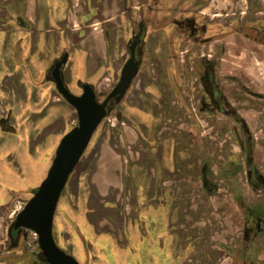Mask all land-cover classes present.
Here are the masks:
<instances>
[{"label": "flooded vegetation", "instance_id": "1", "mask_svg": "<svg viewBox=\"0 0 264 264\" xmlns=\"http://www.w3.org/2000/svg\"><path fill=\"white\" fill-rule=\"evenodd\" d=\"M73 1L77 2L71 7H79L75 11L81 12L77 15L84 19L73 23L78 30L96 15L114 16L102 19L100 23L118 17L121 26L124 25L123 30L114 31L115 27L108 26L91 33L95 42L99 44L102 39L106 48L114 47L116 42L124 46L117 80L102 98L91 81L78 78L74 84H69L66 79L65 69L71 55L63 45L60 23L70 10L69 0H0V145L5 138L12 136L10 134L22 133L25 128L24 136L30 146L26 118L20 120L22 116L16 112L32 110L31 90L43 88L47 84L51 85L57 96L54 106L72 110L75 114L73 126L69 130L77 125L75 108L61 95L53 79L52 72L57 63L64 87L71 94L80 96L83 93L82 86L88 84L98 103H102L116 87L129 59H133L137 67L120 100L117 101L118 95H115L107 101L106 114L69 174L57 205L64 197L72 174L83 161L96 130L114 113L120 126L117 139L121 150L103 153L122 161V197L119 201L100 205L109 212L103 215L97 210L99 205L95 206L89 199L92 189L89 176L98 163L100 151L94 156L91 166L83 169V176H80L76 188L70 191L68 201H64L66 205H69L67 202L71 204L67 215L70 226H66L64 232L56 229V205L52 235L57 247L70 256L78 248L81 264H213L217 255H211L213 250H207V247H211L214 240L217 252L221 250L230 259L229 264H264V202L260 198L249 201L240 191H231V201L241 218V238L236 240L230 237L232 242L224 241L215 230L218 227L222 232V221L215 217L195 216L200 207L197 204L205 203L206 197L210 200L219 191V183H214V178L233 183L237 175L243 173L245 185L253 194L259 196L261 192L264 193V168L259 167L255 154L258 137L252 133L246 119V114L252 110L244 105L248 97L264 101V91L250 86L239 72L225 75L224 81L220 70L222 58L216 54L217 51L220 54L221 50H225L228 38L232 39L233 48L238 52L240 48L254 45L264 49V0H243L245 8L236 7L239 0H232L236 5L230 13L224 14L222 10L214 11L218 0ZM159 17L167 21L166 24L152 28L158 22L155 18ZM92 25L94 23L87 26ZM150 30L156 33L151 35ZM85 38L86 35H82L81 41ZM58 41L61 48L64 46L62 51L51 59L41 76H32L29 61L36 60L37 45L52 47ZM187 43L200 48L215 43L218 49L214 54L201 52L199 55H194L195 51L190 49L177 50ZM162 48H165L163 56ZM148 54L151 55L152 63L146 67L152 74H145L154 80L151 82L154 91L146 89L143 100H152L149 104L151 108L139 109L138 105L137 109H131L127 105L128 95L142 74ZM64 56L66 59L62 62ZM76 71L82 73L78 63ZM10 79L20 82L22 91H16ZM227 84L232 85L231 89H227ZM145 86L146 82L140 80L141 94H144ZM168 90L172 92L171 101L165 100ZM155 97L157 100L153 101ZM63 103H67L70 108ZM119 105L127 108L128 112L138 113L142 118L141 123L134 124L119 110L114 112ZM155 107H159L158 118L164 120L165 125L170 123V117L176 118L177 115L178 123H175L172 133L163 131V126H160L155 137V128L151 125L158 119L152 114ZM224 127L231 129L226 130ZM205 128L210 133L214 131L217 136H203L202 130ZM196 130L200 132V137L191 135L190 132ZM144 133H147L146 137ZM176 134L184 136L175 137ZM63 135L54 147V155ZM29 152L31 157L35 154L31 146ZM182 153L184 157H180ZM11 157L8 156V161ZM53 158L39 182L32 187L23 181L21 172H16L8 165L6 167L0 161V264H48L39 248L37 234L26 227H15L14 222L46 177ZM176 176L179 183L174 182ZM192 176L197 177L201 193H191ZM95 219H102L100 225ZM121 220L123 222L119 226ZM202 222L205 225L199 227L197 224ZM205 227L209 230L208 234L203 233ZM205 236H208L209 241L203 245ZM3 250L5 254L19 252L21 262L3 257Z\"/></svg>", "mask_w": 264, "mask_h": 264}, {"label": "rangeland", "instance_id": "2", "mask_svg": "<svg viewBox=\"0 0 264 264\" xmlns=\"http://www.w3.org/2000/svg\"><path fill=\"white\" fill-rule=\"evenodd\" d=\"M77 1L69 0L68 7L70 10L68 11V14L65 18L61 21L60 29L62 33V38H64V46L67 47L71 55V59L66 66L65 74L66 79L69 82V84H74V82L80 78L82 80L91 81L95 84L97 91L99 93V97L102 98V96L110 89V87L115 83L118 76V69L122 62V57H120V54L124 51V46L115 43L114 47H107L105 46L104 42L101 39V43L97 44L95 42L92 32H97L102 27H108L113 26L115 27L114 31L117 30H123V26H121L120 18H112V20L107 22H101L102 19H107L110 17H114L112 15H106V16H100L96 15L91 17L88 21L85 22V26L81 28V30H78L77 26H73V23L77 21H82L83 17L81 15H77L81 12L75 11V9H79V7L75 6L71 7L74 3ZM218 5L216 10L214 11H223V14L225 12L230 13L232 8L236 5L232 0H218ZM239 8H245V4H243V0H239V4L236 5V7ZM212 11V12H214ZM211 13V12H209ZM90 17V16H88ZM224 18V16H223ZM117 19V20H116ZM156 21H158L155 26L153 25L152 28H159V25H165L167 21L162 20V17L155 18ZM84 20V19H83ZM119 20V21H118ZM91 23H94L91 27L87 26ZM128 23V21H127ZM158 25V26H157ZM79 27H82L79 25ZM95 28V29H94ZM163 31V30H160ZM156 31H151L150 34H155ZM82 35L87 38L85 40L81 41ZM90 35V36H89ZM96 35V34H94ZM164 35V33H162ZM81 36V37H80ZM122 40V39H121ZM151 40L153 41L154 38L151 37ZM225 42V41H224ZM121 43V42H120ZM215 43H211L207 46H192L191 43H187L185 46L179 47L177 50H185L190 49L193 52L194 55H199L201 52L214 54L216 53ZM63 46V48H64ZM41 47V48H40ZM232 45V39L228 38L227 42L225 44V50L219 52L217 55L221 57L220 60V70L223 74V80L225 78V75L239 72L240 74H243L244 78L249 81V85L252 86L254 89L262 90L264 91V49L260 46L254 45L253 47H247V48H240V52L235 51ZM60 45V41L52 47L50 46H38V55H36V60L29 61V67L30 72H32V76H35V78L40 74L42 75V72L44 71L45 67L50 63L51 59L58 55L62 49ZM165 48H162L161 55L163 56V51ZM151 50V48H149ZM152 63L151 55H147L144 60V65L141 70V75L138 77V80L136 81V86L132 89V92L128 95L127 105L131 109H137L138 105L140 106L139 109L145 108L149 109L151 108L149 104L152 103V100H148V102L144 101L143 99L146 97L145 91L146 89L150 91H154L153 85L151 82H153V79H149L148 76H146L145 73L152 74L149 69L146 67V65H149V63ZM77 63L81 65L82 73H78L76 71ZM154 66H151V68H154ZM156 77V75L154 76ZM157 78V77H156ZM15 80V79H14ZM11 79L10 82H13L12 84L15 85V90L20 92L23 89V86L20 82H15ZM140 80L143 82H146V86L144 88V94H141V90L139 88ZM36 81H39L38 79ZM225 81V80H224ZM228 81V80H226ZM230 82V81H228ZM11 84V85H12ZM148 85V86H147ZM227 89H231L232 85L227 84ZM167 86V85H166ZM20 89V90H19ZM233 89V88H232ZM76 91V88H75ZM31 97L30 99H33L32 102V110L25 109V112H21L20 110L16 112L18 116H22L20 120H23L26 118L25 126L29 127L27 128L30 131V146L31 151L35 153L30 156L31 152H29L30 146L27 142V138L24 136V130L22 133H16V134H10L12 136H9L5 138L1 145H0V161L7 167L11 166L13 170L16 172H21L23 176V181L26 183L35 185L39 182L40 176L45 173L46 167L50 164L51 159L54 155V147L56 146V143L67 130H69L74 123L75 120V114L72 110L65 109L64 107H58L54 106L55 101L57 99V96L55 95L54 90L52 89L50 84L45 85L43 88H33L31 90ZM166 98L165 100L171 101L172 99V92L170 90L166 91ZM141 96L142 103H140V97ZM155 96V95H154ZM247 97V96H246ZM149 98V97H148ZM150 99V98H149ZM248 101L244 102V105L246 107H250L251 112L246 114V119L248 121V124L250 125V128L252 130V133H256V136L258 137V145H257V151H256V161L261 167V169L264 168V101H260L258 99H252L247 98ZM15 100H17V96H15ZM154 100H157L155 97ZM263 103V105H262ZM62 105V104H59ZM67 108H70L67 103H63ZM35 109H39V111H35ZM27 110V111H26ZM116 112L119 110L120 113H124L125 116H127L130 120L134 122V124H140L142 121L141 116L138 113H133L128 109L125 108L123 105H119L115 108ZM31 111V112H30ZM159 107H155V109L152 111V114H154L155 118H158L159 114ZM24 114V116H23ZM114 114H112L109 118V120H104L98 129L96 130L94 137L92 138V141L90 143V146L83 158V161L77 166L76 170L72 174L70 178V182L68 183V187L64 192V197L59 200L57 205V216L55 217L54 221L56 220V229L59 232H64L63 230H67L66 226H70L67 223V215H69V205L71 204L67 202L69 205H66L64 203L65 199L68 201V196L71 190L76 188V185L78 184V180L80 176L83 173V169L85 167H90L93 159L95 158V155H98L100 151L103 152H109V151H115L119 152L121 150V146L119 147V140L117 139L118 134L120 132V126L117 123L116 119L114 118ZM259 116V117H258ZM175 117H170L169 121L170 123H166V125L163 123L164 120L158 118L156 119L155 123L151 124L153 128H155V137H157V131L160 128V126H163V131H171L173 132V129L175 128V123L177 122V115ZM176 120V121H175ZM262 120V123H261ZM41 121V122H39ZM28 124V125H27ZM39 125V126H38ZM114 125V126H113ZM258 125V126H257ZM166 127V128H165ZM182 127H184L182 125ZM226 130H230L231 127H224ZM181 129V128H180ZM192 136L200 137L199 131H192L190 132ZM152 132L150 133V135ZM215 135V132L212 133L209 132L208 128H205V130H202V135ZM145 137L147 133H144ZM177 136H184L182 134ZM215 135L214 137H216ZM183 139V137H182ZM177 140V139H176ZM183 141V140H182ZM149 145V144H148ZM133 146V144H132ZM132 151V149H131ZM12 155L10 160L8 161V156ZM180 157H184V154ZM83 176V175H82ZM81 176V177H82ZM197 177L192 176V182L190 184L191 186V193H201V187L200 183L196 181ZM214 183H219V191L212 197L210 200L206 197V202H199L197 205L200 207L197 209L195 216L200 217H215L214 219L220 220L223 223V230L220 232L217 229L218 235L226 242H232L230 237L235 238L236 240L241 238V218L240 213L237 209V207L233 204L231 201L230 193L232 190L240 191L243 193L244 197L247 200H251L252 198H260L264 202V193H260L259 196L256 195V193H252L247 186L245 185V179L244 174L240 173L237 175V178L234 179V182L230 181H221L217 178H214ZM175 183H179L178 176L175 177ZM2 188L5 186H1ZM1 188V190H2ZM18 188V187H16ZM204 200V198L202 199ZM66 205V206H65ZM196 206V205H194ZM215 206V207H214ZM198 207V206H197ZM100 213V215L108 214L107 210L105 208H102L101 206L97 209ZM214 211L215 213H211ZM212 214V215H211ZM55 223V222H54ZM199 227H203L205 224H197ZM203 233L209 232L206 227L204 228ZM213 232V231H212ZM209 241L208 236H205V240H203V245L206 244V242ZM211 241V240H210ZM214 243L215 241L212 240ZM210 243V242H209ZM209 243L207 246H209ZM211 243V247H207V250L212 249L213 252L211 255H215L216 259L220 258L216 261V259H213V264H229L230 259L226 257V255L222 254L223 252L219 250L217 252V247L214 246V244ZM234 243V241H233ZM5 247V246H4ZM73 256L79 264H81L78 260V252L79 249L76 248L73 250ZM1 248H0V256H1ZM77 254V255H76ZM3 257H9V260H14L16 262L20 261V253L19 252H12V254H5V250H3ZM126 264V263H124Z\"/></svg>", "mask_w": 264, "mask_h": 264}, {"label": "water", "instance_id": "3", "mask_svg": "<svg viewBox=\"0 0 264 264\" xmlns=\"http://www.w3.org/2000/svg\"><path fill=\"white\" fill-rule=\"evenodd\" d=\"M65 59L66 56L63 57L62 62ZM58 66L59 63L54 66L53 79L61 95L75 108L78 123L59 141L46 177L16 216L14 226L29 228L37 234L39 248L48 264H78L72 256L59 249L53 239L52 223L57 201L69 174L87 147L93 131L105 116L107 101L115 95H118L117 101L120 100L137 67L133 59H129L121 71L116 87L102 103H98L92 87L88 84L82 86L83 93L80 96L71 94L64 87Z\"/></svg>", "mask_w": 264, "mask_h": 264}, {"label": "crops", "instance_id": "4", "mask_svg": "<svg viewBox=\"0 0 264 264\" xmlns=\"http://www.w3.org/2000/svg\"><path fill=\"white\" fill-rule=\"evenodd\" d=\"M122 174L123 164L121 159H116L115 156H110L102 151L97 165L89 176V182L92 187L89 199L95 206H102L103 203H110L121 199L123 191ZM95 220L100 225L102 219ZM122 222L121 220L118 223L119 226H121ZM109 225L114 227L113 223L109 222Z\"/></svg>", "mask_w": 264, "mask_h": 264}]
</instances>
